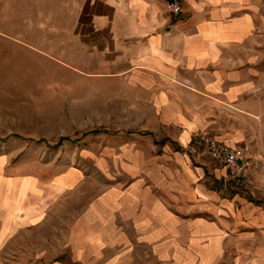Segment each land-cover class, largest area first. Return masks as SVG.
Instances as JSON below:
<instances>
[{
    "label": "crops",
    "instance_id": "crops-1",
    "mask_svg": "<svg viewBox=\"0 0 264 264\" xmlns=\"http://www.w3.org/2000/svg\"><path fill=\"white\" fill-rule=\"evenodd\" d=\"M76 1L71 41L53 49L8 37L66 68L72 91L87 82L88 98H103V111L92 112L109 129L153 133L103 158L143 162L128 170L151 187L140 180L102 201L61 203L55 217L0 204V264H264V204L243 203L247 218L229 206L202 181L197 150L202 132L245 144L257 163L249 179L264 181V0H181L179 15L169 0ZM253 193L264 194V182ZM33 220L39 235L29 231ZM229 224L246 228L228 235ZM238 249L263 259L251 263Z\"/></svg>",
    "mask_w": 264,
    "mask_h": 264
},
{
    "label": "rangeland",
    "instance_id": "rangeland-1",
    "mask_svg": "<svg viewBox=\"0 0 264 264\" xmlns=\"http://www.w3.org/2000/svg\"><path fill=\"white\" fill-rule=\"evenodd\" d=\"M78 3L76 0H0L1 206L20 203L40 208L42 215L48 212L52 213L48 216L55 217V209L61 203L102 201L107 190L124 191L140 180L151 187L150 178L141 170H128V166L140 169L143 162L103 158L105 153H112L109 149H119L122 140L139 136L154 138L153 133L109 129L106 125L109 120L92 112L103 111V98H88L87 82H77L80 91H72L66 87V83H71L66 68L46 62L37 51L12 45L8 37L7 31H12V36L19 40L53 49L59 41H71ZM57 75L65 81L60 92L52 82ZM44 77L48 81L41 80ZM162 148L158 146L157 150ZM199 148L205 170L202 181L215 194L228 200L229 206L244 207V218L250 213L243 203L264 204V199L258 198H264V194L253 193L264 182L258 174L249 180L230 177L204 153L202 146ZM146 164L151 166L152 162ZM37 224L31 223L29 227L34 236L39 235ZM245 228L229 224L225 231L228 235L241 234ZM32 244L34 247L38 243ZM236 253L244 254L251 263L263 259L258 250L248 253L238 249Z\"/></svg>",
    "mask_w": 264,
    "mask_h": 264
},
{
    "label": "built area",
    "instance_id": "built-area-1",
    "mask_svg": "<svg viewBox=\"0 0 264 264\" xmlns=\"http://www.w3.org/2000/svg\"><path fill=\"white\" fill-rule=\"evenodd\" d=\"M169 7L174 15L182 12L181 0H169ZM198 142L203 151L220 164L230 177L248 179L257 166L245 144L231 145L206 132L199 133Z\"/></svg>",
    "mask_w": 264,
    "mask_h": 264
}]
</instances>
